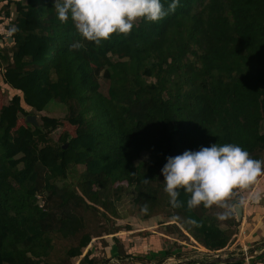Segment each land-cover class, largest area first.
<instances>
[{"label":"trees","instance_id":"obj_1","mask_svg":"<svg viewBox=\"0 0 264 264\" xmlns=\"http://www.w3.org/2000/svg\"><path fill=\"white\" fill-rule=\"evenodd\" d=\"M162 2L167 9L169 0ZM53 6L0 0L8 32L1 80L13 91L0 107V264H100L91 249L84 253L96 237L84 213L122 218V183L143 220L174 221L167 236L226 249L238 226L234 212L219 221L212 207L189 209L183 189L182 205L173 207L161 169L168 156L218 142L264 160V0H180L158 22L138 18L129 34L100 45L71 19L62 23ZM101 79L110 82L107 95ZM53 102L68 110L75 134L55 140L62 120L38 119ZM115 223L97 236L118 232Z\"/></svg>","mask_w":264,"mask_h":264},{"label":"clouds","instance_id":"obj_2","mask_svg":"<svg viewBox=\"0 0 264 264\" xmlns=\"http://www.w3.org/2000/svg\"><path fill=\"white\" fill-rule=\"evenodd\" d=\"M179 2L169 0L165 9L162 0H53V7L62 23L71 19L82 38L100 45L115 33L129 34L138 18L158 22L175 12ZM166 159L161 174L170 204L173 207L182 205L178 197L179 190L183 189L189 194V209L201 205L225 209L217 215L219 221L228 218V209L245 203L243 199L237 205L227 203L234 190L248 188L264 174V160L252 158L248 151L234 143L218 142ZM253 198L259 200L260 194L256 193Z\"/></svg>","mask_w":264,"mask_h":264},{"label":"crops","instance_id":"obj_3","mask_svg":"<svg viewBox=\"0 0 264 264\" xmlns=\"http://www.w3.org/2000/svg\"><path fill=\"white\" fill-rule=\"evenodd\" d=\"M3 25H5V23H3ZM256 193L260 194L259 200L253 198ZM263 193L264 174L257 177L254 185H250V190L244 196L246 202L242 209V219L246 222L247 226H258L260 225L258 222H264V215L258 214V211H264ZM111 217L117 221L115 226L118 228V232L94 237L91 247H89L92 251V255L99 258L100 251L98 247L94 250L92 247L98 242V244H100L101 240H105L106 245L104 254L107 257L104 264H178L180 262H184L185 264H212L217 263V257L234 259L232 263H237L241 261L239 260L241 257L240 252L245 249V247L241 249L232 248L233 252L231 257H229V254H224L223 250L219 252L208 251L190 236L189 242L185 238H177L174 234H171L172 236H167L165 234V227L166 225L174 223V221L165 222V219L161 215L151 217L148 220H143L141 217H125L123 215L122 218ZM253 230L254 229H251V232ZM185 233L187 234V232ZM246 238L253 239L256 242V239L262 238V235L258 233L254 235L247 234ZM166 239H170L171 242L166 243ZM242 240L241 243L242 246H244ZM174 242H177L178 246L174 247ZM189 248L195 249L197 254L190 253ZM167 249L172 250V254L163 262H160L166 254ZM198 253L200 255H198ZM255 254H250V256H252L250 258L251 264L258 263L264 259V257H260L264 254L263 251L259 253L256 251ZM139 256L146 260L141 261L136 259V257ZM241 264L248 263L242 261Z\"/></svg>","mask_w":264,"mask_h":264},{"label":"rangeland","instance_id":"obj_4","mask_svg":"<svg viewBox=\"0 0 264 264\" xmlns=\"http://www.w3.org/2000/svg\"><path fill=\"white\" fill-rule=\"evenodd\" d=\"M15 8H16V6L12 5V11H13L12 17L13 18H15L17 15V8L16 9ZM2 20H4V19H2V16H0V39H1L0 40V49L4 53L7 54L8 47H7L6 39L8 37V32L5 29V26L3 25V23H6V21H3V23H1ZM2 73H3V66L0 65V107L7 104L13 97V91L8 86H6L5 84L2 83V80H1ZM100 81H101V83H100V89L99 90L102 93H104L105 95H107L110 82L106 81L104 79H101ZM43 115H49L52 117H57L60 120H62V124L60 126L52 129L51 135L55 140H58L59 137L66 131H68L71 134H75V127L70 125L66 120V116L68 115V110L64 107V105L59 104L57 102H53L47 108L46 111L37 114L38 119ZM19 124L20 125L27 124L26 117L22 116L19 120ZM43 151L48 158H52V157L56 156V153L51 151L50 149L45 148ZM77 169L78 170L76 171V173L77 172L79 173V172H82L84 168L82 166H80ZM50 177L51 176L49 175L48 179H50ZM70 180L73 181L74 179L71 178ZM122 184L125 186V190L122 192L125 204H124V206L122 204L121 208H120L122 215L125 217L143 216L142 214H139L137 212V210L133 207V204L131 202V201H133L132 199L134 197L132 189L129 188L128 186H126L127 185L126 183H122ZM253 185H254V183L252 184V186ZM249 190H250V186L246 189H243V190H239V189L234 190L232 196L229 198L227 203L229 205H237L241 199H243L245 201L244 196ZM244 206H245V203L243 204L242 207H244ZM122 207H123V209H122ZM235 208L236 207H232V208L228 209L227 211H229L230 213L234 212V214L236 215V219L238 221V226L235 228V232H236V234H239V231L242 229V234H240L238 237L233 236V238H232L233 241H231L229 243L230 245L227 247V249L223 250V253L224 254L228 253L229 257H231V254L233 252L232 248L233 249H241V248L245 247V249L240 252L241 253L240 258L242 259L243 256L246 257V254H249V255L253 254L254 255L256 253V251H257V253L262 252V251L264 252V222H260V223L258 222V224H260L258 226H247L246 222H244L243 219H239L238 213L235 210ZM158 209H160V210H158L157 213H162L163 216L167 218L168 212L164 208H161V207ZM212 210L217 214L226 211L225 209L220 208L216 205L212 206ZM102 213H103V211H102ZM258 214L264 215V211L263 212L258 211ZM84 217L86 220L87 230L90 231L94 236H97V235L104 233L107 229H109V227L113 226V224L115 222H117L114 219L112 220V219L105 218L103 216V214H101L100 212H96V211H89L87 213H84ZM113 221H115V222L113 223ZM251 229H254V230L251 232ZM256 233H258L259 235H262V238H257L256 242L253 239L246 238L247 234L254 235ZM241 240H242L244 246H242ZM92 242H93V240H92ZM188 242H189V240H188ZM98 243L94 244L95 248L92 247V249L94 250V249H96V247H98V250L100 251L98 259L100 260V264H104L106 261V257H107L104 254V251H105L104 248H105L106 242H105V240H101V243L100 244H98ZM89 247H91V244ZM89 247L85 250L84 253L87 252ZM189 249H190L189 250L190 253L197 254L195 252V249H191V248H189ZM198 255H200V254L198 253ZM255 256H256V254H255ZM246 258H245V260H246ZM245 260H242V261H245ZM78 261H79V259L76 258L72 261V263L78 264Z\"/></svg>","mask_w":264,"mask_h":264},{"label":"water","instance_id":"obj_5","mask_svg":"<svg viewBox=\"0 0 264 264\" xmlns=\"http://www.w3.org/2000/svg\"><path fill=\"white\" fill-rule=\"evenodd\" d=\"M13 39L12 38H10V41H12ZM28 121L30 122V123H33V124H38V122H37V117H35V116H29L28 117ZM242 209H243V207L242 206H240V207H236L235 208V210L237 211V213H238V217H239V219H242ZM245 256H243L242 257V259L240 258L239 260H245ZM234 261V259H229V258H223V257H218V259H217V262H222V263H232ZM178 264H185L184 262H180V263H178Z\"/></svg>","mask_w":264,"mask_h":264},{"label":"built area","instance_id":"obj_6","mask_svg":"<svg viewBox=\"0 0 264 264\" xmlns=\"http://www.w3.org/2000/svg\"><path fill=\"white\" fill-rule=\"evenodd\" d=\"M240 234H242V229L239 231V234H235L234 237H238ZM246 257H247V258H246L245 261H246L248 264H251V263H250V261H251L250 258H251L252 256H250L249 254H246ZM215 258H216V257H215ZM217 258H218V257H217ZM261 258H262V257H261ZM213 264H225V263L217 262V263H213ZM254 264H264V259H263L262 261L258 262V263H254Z\"/></svg>","mask_w":264,"mask_h":264}]
</instances>
